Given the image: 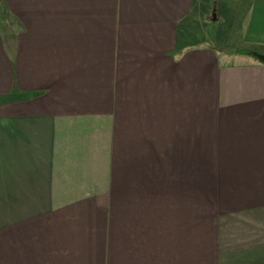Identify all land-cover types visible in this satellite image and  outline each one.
I'll return each instance as SVG.
<instances>
[{
	"label": "crops",
	"instance_id": "crops-1",
	"mask_svg": "<svg viewBox=\"0 0 264 264\" xmlns=\"http://www.w3.org/2000/svg\"><path fill=\"white\" fill-rule=\"evenodd\" d=\"M202 1L0 0V264H264V0Z\"/></svg>",
	"mask_w": 264,
	"mask_h": 264
},
{
	"label": "rangeland",
	"instance_id": "rangeland-1",
	"mask_svg": "<svg viewBox=\"0 0 264 264\" xmlns=\"http://www.w3.org/2000/svg\"><path fill=\"white\" fill-rule=\"evenodd\" d=\"M205 1V0H204ZM202 1V4L203 2ZM229 0H208V2L205 3L206 7H202L201 10V24L202 27L208 30V27L214 31L213 36L214 38V44L219 48L222 46L223 48H219L218 50H226V46L228 47H233L234 45L237 46L234 42L232 41H227V39L224 37L225 36V30H224V22H225V15L227 12V7L229 5ZM214 22V23H213ZM216 22V23H215ZM218 36V38L216 36ZM216 39V40H215ZM223 45H220L222 43ZM215 46V47H216ZM237 49L236 47L231 48V50L235 51Z\"/></svg>",
	"mask_w": 264,
	"mask_h": 264
},
{
	"label": "trees",
	"instance_id": "trees-1",
	"mask_svg": "<svg viewBox=\"0 0 264 264\" xmlns=\"http://www.w3.org/2000/svg\"><path fill=\"white\" fill-rule=\"evenodd\" d=\"M227 1V0H226ZM214 23V22H213ZM216 23V22H215ZM243 54H247V55H250L251 57L255 58V59H261V56L260 55H257V54H249V52H243Z\"/></svg>",
	"mask_w": 264,
	"mask_h": 264
},
{
	"label": "water",
	"instance_id": "water-1",
	"mask_svg": "<svg viewBox=\"0 0 264 264\" xmlns=\"http://www.w3.org/2000/svg\"><path fill=\"white\" fill-rule=\"evenodd\" d=\"M261 60L264 62V56H261Z\"/></svg>",
	"mask_w": 264,
	"mask_h": 264
}]
</instances>
